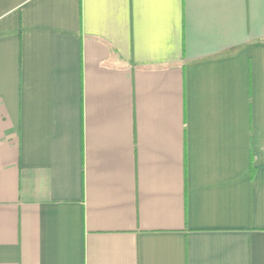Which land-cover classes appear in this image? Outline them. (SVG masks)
Returning <instances> with one entry per match:
<instances>
[{"label":"crops","instance_id":"crops-1","mask_svg":"<svg viewBox=\"0 0 264 264\" xmlns=\"http://www.w3.org/2000/svg\"><path fill=\"white\" fill-rule=\"evenodd\" d=\"M0 264H264V0H0Z\"/></svg>","mask_w":264,"mask_h":264}]
</instances>
